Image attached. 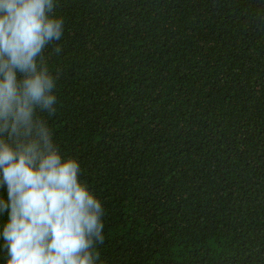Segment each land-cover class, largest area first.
<instances>
[{
  "label": "trees",
  "instance_id": "16d2710c",
  "mask_svg": "<svg viewBox=\"0 0 264 264\" xmlns=\"http://www.w3.org/2000/svg\"><path fill=\"white\" fill-rule=\"evenodd\" d=\"M54 3L40 115L102 205L97 264H264V0Z\"/></svg>",
  "mask_w": 264,
  "mask_h": 264
},
{
  "label": "clouds",
  "instance_id": "9594fccd",
  "mask_svg": "<svg viewBox=\"0 0 264 264\" xmlns=\"http://www.w3.org/2000/svg\"><path fill=\"white\" fill-rule=\"evenodd\" d=\"M54 0H0V238L7 264H97L99 200L63 157L41 113L54 114L56 78L44 58L63 20Z\"/></svg>",
  "mask_w": 264,
  "mask_h": 264
}]
</instances>
